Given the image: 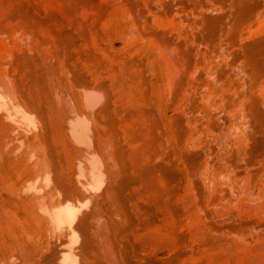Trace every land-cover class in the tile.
Here are the masks:
<instances>
[{
    "label": "rangeland",
    "instance_id": "obj_1",
    "mask_svg": "<svg viewBox=\"0 0 264 264\" xmlns=\"http://www.w3.org/2000/svg\"><path fill=\"white\" fill-rule=\"evenodd\" d=\"M41 1L0 0L15 103L0 93L44 127L25 148L0 116L11 127L0 125V264H61L69 252L79 264H264V0ZM82 89L102 97L106 148L100 196L85 199L77 149L55 129ZM10 149L44 174L26 175ZM46 179L80 211L71 233L39 222L46 198L27 203ZM162 208L172 229L159 242Z\"/></svg>",
    "mask_w": 264,
    "mask_h": 264
},
{
    "label": "bare ground",
    "instance_id": "obj_2",
    "mask_svg": "<svg viewBox=\"0 0 264 264\" xmlns=\"http://www.w3.org/2000/svg\"><path fill=\"white\" fill-rule=\"evenodd\" d=\"M46 2H50V0H45ZM41 2H43V0L41 1ZM40 2V3H41ZM45 2V3H46ZM52 2H53V0H52ZM56 3V2H55ZM48 5H50L51 4V2H50V4L49 3H47ZM47 4H45L46 5V7H48V5ZM51 6V5H50ZM54 6V8H55V5H53ZM58 7H59V5H58ZM62 7V6H61ZM53 8V10H55L54 12H60V10H58V8H57V6H56V8H57V10L56 9H54ZM47 9H49V8H47ZM59 9H60V7H59ZM50 10H52L51 8H50ZM53 10H52V13H54L53 12ZM49 12V11H48ZM58 12V13H59ZM63 11H61V13H62ZM47 13V12H46ZM51 13V12H50ZM59 14V15H62V17H63V13L62 14ZM66 14V13H65ZM67 16V15H66ZM65 17V16H64ZM66 19V18H65ZM22 21V20H21ZM20 21V22H21ZM67 22H69V21H66V23ZM27 23V22H26ZM69 23H71V22H69ZM18 24H22V23H18ZM68 24V23H67ZM72 24V23H71ZM24 25V24H23ZM18 26V25H17ZM22 26V25H21ZM83 26V25H82ZM78 27H81V25H79ZM84 27V26H83ZM20 28V27H19ZM12 29V28H11ZM17 29V28H16ZM15 28H14V30H13V32H10V33H13V35L14 36H21V34H22V32H23V30H21V29H26V27L25 28H20L19 30L20 31H22L21 33H19V35H18V32H20L18 29L16 30ZM41 29V28H40ZM79 29V28H78ZM81 29L84 31V29H86L85 27H84V29L81 27ZM8 30V29H7ZM42 30H44V29H42ZM80 30V29H79ZM5 31V30H4ZM45 31V30H44ZM38 32H40V31H38ZM1 33V32H0ZM2 33H3V31H2ZM1 33V34H2ZM8 33V32H7ZM48 33V32H47ZM4 34H6V33H4ZM39 34V33H38ZM3 35V34H2ZM12 35V34H11ZM12 35V36H13ZM43 35V34H42ZM47 35L48 34H46L45 35V33H44V36H43V38H45V36H46V39L45 40H49V39H51L50 38V36L48 37L49 39H47ZM39 36H41V35H39ZM22 37V36H21ZM7 40H9L10 41V38L8 39V38H6ZM38 40H40V39H38ZM44 40V39H43ZM52 40V39H51ZM1 41V40H0ZM50 41V40H49ZM48 41V42H49ZM42 42V41H41ZM47 42V43H48ZM51 42V41H50ZM39 43V42H38ZM42 43H45L46 44V42L44 41V42H42ZM1 44H3V41H2V43ZM44 44V45H45ZM49 44V43H48ZM3 46V45H2ZM4 47V46H3ZM1 49V48H0ZM1 50H3V52L5 51L4 49H1ZM5 53V52H4ZM3 53V54H4ZM5 55V54H4ZM1 57V56H0ZM5 57H7V56H5ZM2 59V58H1ZM5 61V60H4ZM15 61H16V59H15ZM3 62V61H2ZM1 61H0V64H2L3 65V63H2ZM6 62V61H5ZM12 62V61H11ZM14 62V61H13ZM7 63V62H6ZM9 63H10V61H9ZM13 64V63H12ZM5 65H7V64H5ZM9 65V64H8ZM4 66V65H3ZM2 66V67H3ZM13 66V65H12ZM0 67H1V65H0ZM2 67H1V70H0V90H5V92H6V94L11 98L13 95H11L12 93H13V85L11 86V84H10V82H12L11 80H9V81H7V83L5 82L8 78H9V76H10V74H8V76H7V74H5L4 73V68L6 67H3V69H2ZM9 67V66H8ZM13 68V67H12ZM12 68H10V69H12ZM6 69H8V68H6ZM8 71H9V69H8ZM12 71V70H11ZM11 71H9V72H11ZM8 72V73H9ZM13 72V71H12ZM7 73V72H6ZM13 74V73H12ZM14 75H16V74H14ZM12 78H13V76H11ZM16 77V76H15ZM7 78V79H6ZM11 78V79H12ZM6 79V80H5ZM13 80H14V78H13ZM17 81V80H16ZM13 83V82H12ZM16 83V82H15ZM14 84V83H13ZM8 85H10V86H8ZM7 86H8V90H10V88H12L11 90H12V93L10 94V92H11V90L8 92V90H7ZM14 86H16V85H14ZM2 92V91H1ZM1 94V93H0ZM6 95V97H4V94H3V96H2V94L0 95V113H1V115L0 116H2L1 118L3 119V120H5L6 121V123L8 122V124H9V126H11L12 127V131H10V133L12 134H17V135H19V136H21L20 134H23L22 136V138L21 139H19V137H18V139L19 140H22V142H23V146H25V148L26 147H29L30 145H33V144H35V141L37 140V138L39 139V136H44V135H41V133H40V131L42 130V128H43V130H44V127H41V129H39L40 127H37L34 123H33V121L31 120L32 118H35V117H32V114H31V118H30V116H29V114H28V112L30 111V110H28V112H24V110L25 109H22V106H21V109H22V111H23V113H22V111L20 112L19 110H17V108L15 109V106H14V104H13V108L10 106L9 107V104H8V101L10 100L9 98H7L8 96ZM77 97V98H76ZM75 98H74V100H73V102H71L70 103V107H59V111L58 112H60L59 113V116H58V122H57V128H55V129H57L58 131L57 132H59V136H58V141H59V137L61 138V140L65 143H67L68 145L70 144L72 147L74 146L76 149H77V152H78V154H79V163H78V173H77V175H75L76 176V181H75V185H74V190H75V194H77V196H79L80 198H88V197H94L95 195H97V193H99L101 190H102V188H103V185H104V182H105V173H106V171H105V168H104V163H103V160H101L100 158H98V156H96L98 153H100L101 154V156H103L104 157V152H105V147H104V142H103V140H102V138H101V136H100V134H99V125H98V123H97V117H99L100 115H101V113L103 112V110H104V107H100L101 106V103H102V97L99 95V93L98 94H93V93H89L86 89H82L81 90V92L76 96ZM7 99H8V101H7ZM11 99H13V97L11 98ZM14 100V99H13ZM75 101V102H74ZM11 103H13L12 101H10ZM14 103H15V100H14ZM18 105V103H16V106ZM19 106V107H20ZM18 107V106H17ZM25 108V107H24ZM57 108V107H56ZM20 109V110H21ZM27 109V108H26ZM34 109V108H33ZM26 111V110H25ZM34 111V110H33ZM56 111V112H57ZM32 112V111H31ZM57 112V113H58ZM30 113V112H29ZM33 113V112H32ZM19 114V116L20 115H22V117L21 118H18L17 117V115ZM38 115V114H37ZM45 115V114H44ZM103 115V114H102ZM49 116V115H48ZM54 116H56V115H54ZM57 117V116H56ZM49 119V118H48ZM54 119H55V117H54ZM99 119V118H98ZM1 120V119H0ZM54 122H55V120H53ZM1 123H0V125L2 124L3 125V123L4 122H2V120L0 121ZM34 122H37V121H35V119H34ZM39 123V122H38ZM38 123H37V125H38ZM5 124V123H4ZM52 124V123H51ZM54 124V123H53ZM42 124L40 123L38 126H41ZM55 125V124H54ZM53 125V126H54ZM4 126V127H3ZM3 126H1V127H3L4 129H6V127L5 126H7L6 124L5 125H3ZM8 126V128H10V130H11V127H9ZM43 126V125H42ZM52 127V126H51ZM7 128V129H8ZM6 129V130H7ZM46 129V128H45ZM42 130V131H43ZM3 131V130H2ZM9 131V130H8ZM4 132V131H3ZM56 132V131H55ZM43 134V133H42ZM56 135V134H55ZM0 136H2L3 137V135H0ZM14 137V136H13ZM1 139H3V138H1ZM7 139V138H6ZM11 139H13L14 140V138H10V140ZM17 139V140H18ZM40 139H42L41 137H40ZM2 142H4V141H2ZM7 142H9V141H7ZM15 142V141H14ZM14 142H12V143H14ZM38 142V141H37ZM59 142H61V141H59ZM63 142H61L62 144H63ZM11 142H9V144H10ZM11 143V144H12ZM4 144H5V142H4ZM8 144V143H7ZM8 144V145H9ZM11 144H10V146H11ZM1 145V144H0ZM8 145H6V146H8ZM36 145V144H35ZM3 147V146H2ZM1 147V148H2ZM19 147V146H18ZM4 148V147H3ZM17 148V147H16ZM29 148H32V147H29ZM8 150V149H7ZM11 151H9V153L7 154L8 156L10 155V157H12L13 158V161H15V162H11V163H16V164H18V165H20V167L17 165V168L19 167V169H21V170H23V169H25L26 167L28 168V170H29V168H32L31 170H33L34 172H36L35 170H37V172L35 173L37 176H39V173H38V171L40 172V170H39V168L41 169L42 168V162L41 161H36L35 159H34V161L32 160V164H33V166H32V164L31 163H29V161H30V159L31 158H33V157H31L30 155L28 156V154L26 153V151L27 150H25V151H23V157H20L21 156V154H20V156H19V154L17 153L18 151H17V149L15 150V149H10ZM20 151V150H19ZM28 152V151H27ZM7 153V152H6ZM20 153V152H19ZM21 153H22V151H21ZM16 154H18V157H17V155ZM6 155V154H5ZM12 155V156H11ZM20 157V158H19ZM31 157V158H30ZM11 158V159H12ZM36 161V162H35ZM35 162V163H34ZM24 165V166H23ZM16 166V165H15ZM32 166V167H31ZM44 167V166H43ZM77 167V166H76ZM16 168V167H15ZM44 168H46V167H44ZM44 168H42V170H44ZM18 169V170H19ZM46 171V170H45ZM23 172L25 173H27L28 174V172H30L31 173V171L29 170L28 172L26 171V169H25V171L23 170ZM34 172H33V175L34 176H36L35 174H34ZM25 173V174H26ZM29 173V174H30ZM40 173H42V172H40ZM46 173V172H45ZM26 174V175H27ZM32 174V173H31ZM42 174H44V173H42ZM24 175V174H23ZM40 176H42L41 174H40ZM48 176V175H47ZM36 178V177H35ZM45 178H46V176H45ZM48 178V177H47ZM37 179V178H36ZM36 182H37V180H36ZM36 184V183H35ZM41 184H42V182H41ZM43 184H45L44 185V187H43V185L42 186H40L39 188H33V187H31L32 189L30 190L29 189V191H27L26 193L28 194V192L30 193L29 195H27L26 194V200H29L30 198L31 199H33V200H29L27 203H31V201H35V203L34 202H32L31 204H33V206L34 207H36V206H38L39 205V201L37 202V204H36V200H40V204H41V202L44 200V198H46L45 200L46 201H48L47 200V198H49V202L48 203H46V201H44L45 202V204H43V206L42 205H40V206H42L41 208H40V210H39V207H36V212H38V215L39 216H37V218L39 219V222L41 221L43 224H44V226L46 227V229H48V230H50L51 232H53V233H55V234H61V233H63V232H68V233H71V232H73L74 231V223L76 222V220L78 219V216H79V214H80V211L78 210V209H76L75 207H73L72 205H70V204H66V205H64V206H61L57 201V199H58V197H59V194L57 193V191H55L56 193H52V189L50 188V190L49 191H44V188L45 187H47L48 185H49V182H48V180L46 179V181H45V183H43ZM24 185V184H23ZM20 188H22V186L20 187ZM24 188V187H23ZM158 188V187H157ZM26 189V188H25ZM49 189V188H48ZM21 190V189H20ZM20 190H19V192H20ZM28 190V189H27ZM156 190V189H155ZM157 190H159V189H157ZM161 190V189H160ZM155 191L156 193L158 192V193H161V194H159V195H162V192L161 191ZM24 191V190H23ZM26 191V190H25ZM22 192V191H21ZM24 193V192H23ZM155 193V194H156ZM157 193V194H158ZM158 195V196H159ZM22 196V195H21ZM23 196V197H24ZM29 196V197H28ZM97 196H100V194H98ZM18 197H20V194H19V196ZM24 197V198H25ZM20 199V198H19ZM97 199V198H96ZM22 200H24L23 202H25V199H23L22 198ZM29 203V204H30ZM161 206V205H160ZM165 206V205H164ZM38 208V209H37ZM161 208V207H160ZM159 208V209H160ZM39 210V211H38ZM162 210H164L163 208L161 209V211ZM40 212V213H39ZM161 213V212H160ZM163 213H166V214H164L163 215ZM35 214V213H34ZM36 215H37V213H36ZM161 216H162V219H161V217H160V219L163 221L164 220V218L163 217H165L166 219H165V221H163V228L164 229H166L165 231H164V229L162 228V230H161V226H159L158 228H160V230H158V228H157V230L158 231H160V232H162V233H166L165 235L164 234H162L163 236H165V237H163L162 235H160V234H158V233H156V234H151L150 236H154V235H160L159 236V239H157V240H159V242H161V241H163V240H165V238L166 237H169V235H170V233L168 232V235H167V232L166 231H168L167 230V228H169V230H170V228H171V226H172V224H171V221H169L168 219V216H167V212L164 210V212L162 211V214H161ZM168 218V219H167ZM159 221V224H160V222H162V221ZM103 229H104V227H103ZM172 229V228H171ZM156 230V231H157ZM164 231V232H163ZM159 232V233H160ZM148 234V233H147ZM146 236H149V235H146ZM152 236V241H153V238H154V240H155V238H156V236H154L153 237ZM157 236V237H158ZM160 237H162L161 238V241H160ZM148 237H146V239H147ZM147 240H150V237L147 239ZM150 240V241H151ZM73 241H74V243H75V240L73 239ZM150 241H149V243H150ZM148 242V241H147ZM154 242V241H153ZM69 251V250H68ZM72 252V251H71ZM73 253V252H72ZM62 255H61V259H60V261L59 262H61V264H79L78 263V260L76 259V257H75V255H73V254H71L70 252L69 253H65V254H63V253H61ZM60 258V257H59ZM78 258V257H77Z\"/></svg>",
    "mask_w": 264,
    "mask_h": 264
}]
</instances>
